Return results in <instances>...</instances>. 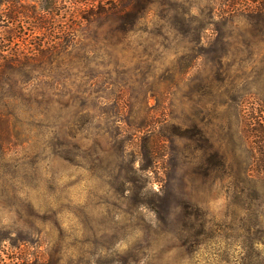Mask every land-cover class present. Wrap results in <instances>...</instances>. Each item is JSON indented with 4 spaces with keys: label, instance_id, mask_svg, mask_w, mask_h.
<instances>
[{
    "label": "rangeland",
    "instance_id": "374dc122",
    "mask_svg": "<svg viewBox=\"0 0 264 264\" xmlns=\"http://www.w3.org/2000/svg\"><path fill=\"white\" fill-rule=\"evenodd\" d=\"M213 1L219 11L221 0ZM13 2L27 8L55 2L61 12L49 18L45 33L49 39L62 38L73 11L71 1ZM178 2L180 10L192 5L195 16L200 15L197 25L206 28L203 44L213 38L264 39V15L239 14L222 25L209 18L210 0ZM163 9L157 6L155 22L142 26L131 46L136 53H145L151 66L137 69L135 49L123 58L116 56L122 63L117 72L95 67L92 62L100 63L98 57L85 61L86 73L102 77L90 88L94 94L82 99L95 105L96 118L83 114L78 119L70 108L64 109L70 98L64 95L66 87L57 86L60 97L54 94V100L61 103L41 104L39 118L21 125V146L0 153V264H264V182L257 185L256 194L237 172L233 179H192L200 164L192 161L197 143L179 137L180 125L191 130L203 120L223 152L230 155L231 146L226 145L222 117L213 110L203 114L196 99L188 98L187 82L165 99L160 83L167 71L189 63L190 76L204 71L194 60L201 52L190 51L186 39L192 33L175 39L158 36L164 27ZM60 69L55 74L62 73ZM122 70L125 74L117 75ZM118 78L123 79L118 80L120 86L126 83L129 88L120 101L131 109L130 121L137 125L146 119L151 132L132 129L124 135L138 136L131 140L124 163L115 159L111 137L119 130L109 118L118 113L117 90L107 83ZM74 85L79 87L80 80ZM127 123L120 124L122 131ZM65 142L79 149L68 154L61 148ZM147 153L154 157L152 163ZM184 172L190 182L181 180Z\"/></svg>",
    "mask_w": 264,
    "mask_h": 264
},
{
    "label": "trees",
    "instance_id": "16d2710c",
    "mask_svg": "<svg viewBox=\"0 0 264 264\" xmlns=\"http://www.w3.org/2000/svg\"><path fill=\"white\" fill-rule=\"evenodd\" d=\"M13 1L0 0V153L21 146L18 144L22 135L21 125L39 118L37 110H40L41 104L61 103L54 100V94L57 99L60 97L56 93L57 86L66 87L64 95L70 98L63 105L64 109L70 108L78 119H83L84 115L96 118L95 105H88L85 101L94 94L90 88L102 77L86 73L85 61L98 57L101 62L93 61L95 67L117 72L122 63L116 56L121 54L120 58H123L131 49L134 51L131 46L142 31L141 27L155 22V10L163 5L161 20L164 27L163 31L159 30L158 36L175 39L184 36V33H192V37L186 39L188 45L191 44L190 51L201 52L194 60L199 62L200 71H204L196 77L190 76L191 63L181 70L167 71L160 83L165 99L169 100L187 82L190 87L188 98L196 99L197 108L203 114L213 110L222 117L223 130L228 137L226 145L231 146L230 155L223 152L208 135L203 120L191 130L186 125H180L179 137L197 143V153L192 161L197 160L200 164L195 167L192 179L198 182L216 181L224 176L233 179L237 172L243 183L251 185L253 193H258L257 185L264 182V39L224 41L213 38L203 44L202 33L206 28L197 25L196 17L200 15L195 16L192 5L180 10L179 0H69L73 11L69 14L71 19L65 25L62 38L49 39V34L46 36L45 33L49 18L55 12L56 15L61 12L56 3L27 8ZM76 4L79 6L73 7ZM219 6L218 11L214 1L210 0L206 10L211 20L216 19L222 25L239 14L264 15V0H221ZM14 22L17 24L13 25ZM51 24L53 29L55 26L53 22ZM74 51L79 52L74 54ZM136 52L135 49L138 70L144 64L146 67L152 65V61L148 64L146 55L143 56L145 53ZM77 61H81V65ZM59 68L62 73L55 74L54 70ZM123 70L117 75H124ZM148 76L149 73L141 82H145ZM77 80L81 85L74 88ZM118 80L123 79L107 83L113 91L117 90L114 105L118 113L109 118L115 120L119 130L111 137L116 143L115 159L124 163L131 140H138L135 133L127 139L124 135L132 129L139 133L144 130L147 134L151 132L147 129L146 119L137 122V125L130 121L128 113L131 109L120 101L128 95L129 88L126 83L120 86ZM66 85L70 86L69 90ZM81 86L85 87L78 89ZM124 122L128 128L122 131L120 124ZM94 144L98 147L97 143ZM61 148L66 149L68 154L70 149H79L69 142L63 143ZM147 155L152 163L154 157L149 153ZM129 170L135 173L132 162ZM181 180L190 182L185 172Z\"/></svg>",
    "mask_w": 264,
    "mask_h": 264
}]
</instances>
